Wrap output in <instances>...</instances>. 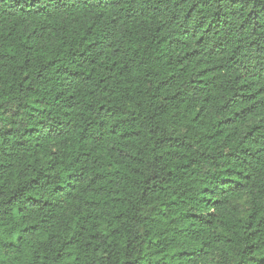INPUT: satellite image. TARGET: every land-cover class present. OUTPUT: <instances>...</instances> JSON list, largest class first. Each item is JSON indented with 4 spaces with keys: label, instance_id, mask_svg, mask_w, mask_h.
<instances>
[{
    "label": "trees",
    "instance_id": "trees-1",
    "mask_svg": "<svg viewBox=\"0 0 264 264\" xmlns=\"http://www.w3.org/2000/svg\"><path fill=\"white\" fill-rule=\"evenodd\" d=\"M0 264H264V0H0Z\"/></svg>",
    "mask_w": 264,
    "mask_h": 264
}]
</instances>
